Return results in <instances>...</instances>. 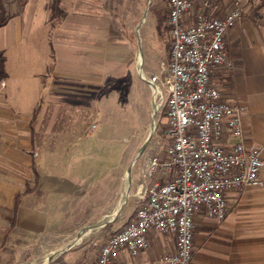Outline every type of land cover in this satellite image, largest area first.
Instances as JSON below:
<instances>
[{"label": "crops", "instance_id": "1", "mask_svg": "<svg viewBox=\"0 0 264 264\" xmlns=\"http://www.w3.org/2000/svg\"><path fill=\"white\" fill-rule=\"evenodd\" d=\"M6 3L10 18L0 27L6 57L0 82V264H23L36 250L40 255L30 264L46 263L79 228L112 220L121 205L128 168L102 181L108 156L97 142L122 138L101 127L106 123L94 112L115 100L125 81L141 79L134 72L139 45L117 26L112 0H57L53 19L50 0ZM226 42L234 68L220 70L214 83L224 100L243 107L245 139L260 146L264 158V25L242 19ZM226 199L224 221L196 215L190 264H264V189L228 192ZM135 213L123 206L113 230ZM61 237L68 238L63 247L45 249L46 238L59 244ZM149 239V250L138 256L119 250L113 264H160L176 251L171 235L151 232ZM77 244L49 264H96L98 256L87 258Z\"/></svg>", "mask_w": 264, "mask_h": 264}, {"label": "built area", "instance_id": "2", "mask_svg": "<svg viewBox=\"0 0 264 264\" xmlns=\"http://www.w3.org/2000/svg\"><path fill=\"white\" fill-rule=\"evenodd\" d=\"M168 2L169 62L159 73L139 74L153 96H161L158 110H163L169 142L160 165L164 181L142 186L135 218L101 245L96 264H113L122 249L132 256L149 250L151 232L176 240V251L160 264H190L196 215L204 212L222 222L228 192L264 189L262 148L245 139L243 107L224 100L214 83L220 70L234 68L226 36L242 19V8L237 3L223 14L209 1L197 10L192 0ZM158 167L157 159H150L149 177Z\"/></svg>", "mask_w": 264, "mask_h": 264}, {"label": "rangeland", "instance_id": "3", "mask_svg": "<svg viewBox=\"0 0 264 264\" xmlns=\"http://www.w3.org/2000/svg\"><path fill=\"white\" fill-rule=\"evenodd\" d=\"M192 1L194 2L196 9L204 0ZM210 1L217 3L218 11L223 14L231 11L238 3L242 8V19H249L260 25H264V0ZM112 2L114 5L112 11L116 17L117 26L120 27V29L121 27H124L126 35L131 34L133 36L132 38H134L136 48H138L136 42V39H138L137 35L140 37L143 60L139 65L138 57H140V54H138L136 65H134V72L140 74L141 71H143L149 76L159 73L162 66L168 64L172 47V36L168 22L169 14L167 12L169 8L168 0H112ZM150 2L151 4H149ZM147 9L148 15L145 22L142 23L144 12ZM163 16H166V21L163 26L165 27V30L161 33L162 36H160V33L157 31V25L160 17ZM141 24L140 31L136 33L138 26ZM130 31L131 33H129ZM137 51L139 53V48ZM154 102L155 104H159V102L155 100L152 91L147 84H145L142 79L136 77L131 83L125 81L124 86L118 91V97L115 100H112V98L109 99L107 105H105V107L103 105L100 113L94 112V118L99 115L98 120L103 119L106 123H103V126L101 127H106L109 131L119 133V138H122V140H100L97 142L101 144V147L104 149L102 153L108 156V159L104 160L106 165L103 169L105 173L102 177V181L104 182H110L123 166H125L126 169H129L141 147L148 140L152 132V123L155 122V129L152 132L149 142L132 169V183L130 187L128 186L129 196L124 208H126V210L132 208L133 213L138 208L141 196L139 195L137 197L135 194L139 189V194H142V188L140 187L143 185L144 187H147L146 184L154 183V181H159L160 183H163L164 181L162 179L160 165L166 158V150L169 143L166 134L167 126L163 110H157L155 118L153 119ZM50 141L51 140H46V143L48 142L49 144ZM61 141L65 143L69 142V140ZM150 159H157L159 164L156 172L151 177H149ZM126 179L127 177L125 178V181ZM124 183L120 197H122ZM89 207L90 203L88 204V208ZM91 214L93 213L89 211L87 216ZM74 218L75 217L72 216L70 221H73ZM110 221L111 220H103L87 224L85 227L79 228L75 232V237H71L74 238L72 242L82 239L77 246L84 247L87 258L94 261L99 255L101 245L104 244L114 232L130 222V220L125 222L117 230H113V228L119 225L117 218L109 225L101 226ZM93 227L98 228L91 230ZM65 239L68 238L61 237L59 244H51L49 243V239L46 238L44 241L45 249L58 247L60 245L63 247ZM97 240H100V243H97ZM41 246L42 245H40V247ZM36 251L33 252V256H30L31 258L23 264H30L35 259L36 255H40V253L36 254Z\"/></svg>", "mask_w": 264, "mask_h": 264}, {"label": "trees", "instance_id": "4", "mask_svg": "<svg viewBox=\"0 0 264 264\" xmlns=\"http://www.w3.org/2000/svg\"><path fill=\"white\" fill-rule=\"evenodd\" d=\"M6 1H9V0H0V27H3L9 21V18H10V15L8 14V10H7ZM17 1L20 2L21 6H23L27 0H17ZM204 1H209L210 3L215 4V5L217 4L210 0H204ZM168 5H169V2H168ZM49 9L51 10V13H52L51 18L53 19L55 17V12H58L59 10V8L57 7V0H50ZM167 12L169 14V8ZM165 21H166V16L160 17L158 21L157 31L160 33V36H162L161 33L163 32V30H165V27H163ZM169 28H170V25H169ZM5 62H6L5 55L3 52H0V82L6 77Z\"/></svg>", "mask_w": 264, "mask_h": 264}, {"label": "water", "instance_id": "5", "mask_svg": "<svg viewBox=\"0 0 264 264\" xmlns=\"http://www.w3.org/2000/svg\"><path fill=\"white\" fill-rule=\"evenodd\" d=\"M151 4V2L149 3ZM148 15V9L144 12V15H143V21L142 23L145 22L146 20V17ZM138 45H139V54H140V57L141 59L143 60V57H142V51H141V41H140V38L138 37ZM155 118L154 114H153V119ZM154 121V120H153ZM155 129V122L152 123V132L154 131ZM152 132L148 138V140L145 142V144L141 147L140 151L138 152V154L136 155V157L134 158V160L132 161L131 163V166L129 167V170L132 172V169H133V166L135 164V162L137 161V159L139 158V156L143 153L145 147L147 146L148 142H149V139L152 135ZM125 205V204H124ZM120 206L115 214V217H117V215L120 213V211L122 210L123 206ZM75 244H77L76 241H73L70 245L62 248L60 251H57V252H53L50 254V258L48 259V261L45 263V264H49L55 257H57L59 254L63 253L64 251L68 250L69 248L73 247Z\"/></svg>", "mask_w": 264, "mask_h": 264}, {"label": "bare ground", "instance_id": "6", "mask_svg": "<svg viewBox=\"0 0 264 264\" xmlns=\"http://www.w3.org/2000/svg\"><path fill=\"white\" fill-rule=\"evenodd\" d=\"M141 26H142V24L141 25H139L138 26V28H137V33L140 31V28H141ZM140 38V37H139ZM141 62H142V59H141V57H138V63H139V65L141 64ZM154 98H155V100L157 101V102H159V104H155V102H154V104H153V114H154V116L156 115V112H157V110H158V108H159V106H160V104H161V96H160V94H159V92H156L155 93V95H154ZM127 179H126V182H127V184H129V185H127L126 184V187L124 188V191H123V194H122V197H123V199H122V201H121V203H119V205L120 206H122V205H124V204H126V201H127V197L129 196V193H128V191H129V187H130V185H131V183H132V172L128 169V172H127ZM129 186V187H128ZM125 199H126V201H125ZM114 218H115V216H114ZM114 218L112 219V220H114ZM111 220V221H112ZM95 229V227H93L91 230H94ZM79 242H81V241H78V243ZM50 258V257H49ZM48 258V259H49ZM45 261H46V258H44V259H42V260H40V261H38V262H35L34 264H44L45 263Z\"/></svg>", "mask_w": 264, "mask_h": 264}]
</instances>
